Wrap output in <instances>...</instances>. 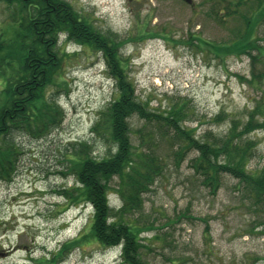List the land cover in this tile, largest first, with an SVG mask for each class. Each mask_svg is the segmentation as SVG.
I'll return each instance as SVG.
<instances>
[{
    "label": "rangeland",
    "instance_id": "374dc122",
    "mask_svg": "<svg viewBox=\"0 0 264 264\" xmlns=\"http://www.w3.org/2000/svg\"><path fill=\"white\" fill-rule=\"evenodd\" d=\"M65 1L112 39L139 98L150 100L156 109L189 100L184 126L195 129L198 139L207 133L225 136L233 118L245 124L256 101L264 100V56L255 67L263 75L252 82L251 57L231 46L245 34L246 18L255 21L264 11V2L258 6L256 0H246L238 6L240 0ZM19 12L18 4L0 0L2 38L18 31ZM253 40L263 53L264 20ZM65 41L61 36V49L69 55L63 65L64 81L48 88L65 112L62 125L42 139L21 132L11 135L19 153L14 179H0V264H124L121 246L105 247L95 239L93 208L83 201L71 203L65 193L77 186L69 170L71 147L90 137L99 112L116 92L103 55ZM2 100L0 95V105ZM217 115L223 120L215 121ZM130 122L138 147L134 131L144 122L137 117ZM246 137L255 144L246 170L260 175L264 129ZM106 145L96 142L94 155L103 157ZM178 146L168 138L160 143L162 171L137 217L145 261L264 264V198L255 199L244 183L228 174L213 193L192 165L198 153L189 150L177 156ZM117 183L115 179L113 187ZM109 200L119 207L116 192Z\"/></svg>",
    "mask_w": 264,
    "mask_h": 264
},
{
    "label": "trees",
    "instance_id": "16d2710c",
    "mask_svg": "<svg viewBox=\"0 0 264 264\" xmlns=\"http://www.w3.org/2000/svg\"><path fill=\"white\" fill-rule=\"evenodd\" d=\"M3 1L18 4L20 16L15 19L18 31H9L5 38L0 36L3 85L0 89L3 96L0 105V179H14L19 152L15 137H11L13 133L42 139L63 123L65 112L55 94L48 93V88L60 86L64 81L63 65L69 56L61 49L60 38L64 36L65 42L72 41L103 55L116 91L114 99L99 112L90 137L71 147L69 170L75 175L77 186L65 193L69 194L71 203L83 201L93 208L91 228L95 239L105 247L121 246L122 263L148 264L142 252L145 245L139 238L141 230L137 217L142 214L145 194L162 171L163 159L158 148L163 138L179 143L177 156H185L189 150L198 153L192 165L203 175L213 193L220 189L222 176L228 174L244 183L255 199L264 198V171L257 175L246 170L255 146L246 136L256 129H264V100L256 101L245 124H239L233 118L225 136L207 133L198 139L194 136L195 129L184 126L189 117V100L179 99L168 107L156 109L151 107L150 100L139 98L124 67L126 60L112 39L100 33L71 3L65 0ZM240 1L238 6L246 0ZM256 1L258 6L264 2ZM228 11L230 15L236 13ZM261 14L255 21L246 18L245 34L231 41L239 54L246 52L251 57L252 82L263 75L255 67L261 63L264 52L253 40L264 20ZM220 21L224 23L225 19ZM254 24L258 26L254 27ZM6 39H10L9 43ZM254 51L257 53L253 54ZM133 117L144 122L143 127L134 131L139 136L138 147L132 141L130 120ZM223 118L217 115L214 119L219 122ZM98 141L107 144V153L103 157L94 155ZM115 179H118L117 188L112 184ZM112 191L119 197V207L110 203Z\"/></svg>",
    "mask_w": 264,
    "mask_h": 264
},
{
    "label": "water",
    "instance_id": "95a60500",
    "mask_svg": "<svg viewBox=\"0 0 264 264\" xmlns=\"http://www.w3.org/2000/svg\"><path fill=\"white\" fill-rule=\"evenodd\" d=\"M186 1H189L190 2L191 0H186Z\"/></svg>",
    "mask_w": 264,
    "mask_h": 264
}]
</instances>
